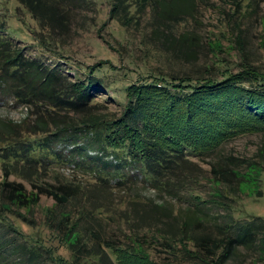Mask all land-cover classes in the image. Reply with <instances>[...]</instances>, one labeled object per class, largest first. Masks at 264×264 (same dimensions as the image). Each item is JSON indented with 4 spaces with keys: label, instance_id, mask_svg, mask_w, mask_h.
<instances>
[{
    "label": "trees",
    "instance_id": "obj_1",
    "mask_svg": "<svg viewBox=\"0 0 264 264\" xmlns=\"http://www.w3.org/2000/svg\"><path fill=\"white\" fill-rule=\"evenodd\" d=\"M16 1L37 22L35 40L42 50L66 58L62 48L71 41L85 1ZM203 3L209 2L111 0L109 19L126 32L125 41L117 42L119 52L139 50L140 67H146L149 53H158L192 71L142 74L126 87L119 111L97 96L103 81L96 71L106 62L87 66L86 77L71 79L61 64L28 55L5 37L6 20L0 15V98L28 110L23 120H6L0 128V258H6L0 262L228 264L241 248L264 251V218H235L232 201L237 193L258 199L264 194L260 183L250 194L241 190L263 180L264 71L247 59L241 45L239 61L199 58L214 49L211 42L199 30L178 27L197 21ZM249 134L263 139L254 155H222L227 142ZM80 140L118 162L82 154ZM63 141L75 144L69 154L57 148ZM193 157L211 159L209 178L218 188L210 197L200 193L203 170ZM71 164L73 170L65 173ZM131 167L171 202L138 199L131 192ZM42 195L53 204L43 208L38 221L32 211ZM181 201L187 207H180ZM12 221L37 234L23 233ZM54 241L65 247L67 257L52 249ZM43 252L50 253L49 260Z\"/></svg>",
    "mask_w": 264,
    "mask_h": 264
},
{
    "label": "rangeland",
    "instance_id": "obj_2",
    "mask_svg": "<svg viewBox=\"0 0 264 264\" xmlns=\"http://www.w3.org/2000/svg\"><path fill=\"white\" fill-rule=\"evenodd\" d=\"M86 8L79 12L78 22L75 31L72 32L71 41L62 48L63 54L67 57H56L42 50L35 40V32L40 28L37 22L20 7L16 0H0V15L6 20L4 36L13 40L19 46L25 49V53L31 56L42 57L51 64H61L64 73L71 79H79L87 76V66L98 62H106L105 65L96 71V75L102 79L98 86L97 96L107 100V104L119 111L126 99V87L137 82L143 75L149 73L162 72L171 74H184L191 71V66L179 62L171 56L159 55L158 53H149L146 60V67L143 64V58L139 56L140 51L131 47L127 51H118L117 42L125 41V28L120 27L115 20L109 19V10L111 0H83ZM208 4L202 5L201 12L196 15V20H189L185 28L178 27L179 30H199L203 40H209L214 49L207 50L199 58L202 61H217L220 58H227L233 61H239L240 53L238 45L244 46L247 50V59L253 62L255 66L264 71V0H208ZM251 2V3H250ZM201 5V4H200ZM237 34V35H236ZM238 34L240 36L238 37ZM73 36V37H72ZM215 53V54H214ZM55 55V54H54ZM143 55V54H142ZM58 56V55H57ZM136 56H139L137 59ZM151 70V71H150ZM27 107L15 103L8 97L0 98V128L3 122L12 120L19 122L27 116ZM263 144L262 135L249 134L239 136L234 140L227 142L220 152L222 155L233 154L237 157H251L255 151ZM79 146L85 147L82 154L87 153L90 156L97 154L110 164L118 162V159L112 155L101 152L96 145L88 146L86 141L80 140ZM75 146L70 142H60L57 148L69 154ZM192 160L202 168L200 193L206 198L210 197L211 190L218 188L209 178L210 158L200 161L196 157ZM131 174L134 176L131 192L138 194V199L151 200L152 203L162 205L170 198L158 195L146 181L143 180L142 172L135 167H131ZM63 170V169H62ZM73 170V165L64 167L65 173ZM69 174V173H68ZM263 180H252L250 184L242 186L241 190L250 194L260 187L264 191V172ZM2 170L0 168V179ZM14 179L15 177L12 176ZM114 182V181H113ZM122 193L115 196H121ZM189 195V194H188ZM187 195L186 200H190ZM113 200H117L115 197ZM233 213L235 218L240 220H252L255 215L264 218V194L260 199L248 195L237 193L232 195ZM53 204V199L47 195L40 196L38 205L32 213L38 221H42L43 208ZM180 207H187L188 203L179 202ZM177 207V208H180ZM26 211H23V214ZM23 233L28 235L37 234V229L31 228L26 224H20L18 221H12ZM40 230V229H39ZM15 236L24 239V236L15 232ZM52 249L57 248V252L63 257H67V251L64 246H60L56 241L50 243ZM59 246V247H57ZM50 250L49 247H46ZM50 259V253L43 252ZM6 259L1 255V259ZM3 264V262H0ZM7 264H11L8 262ZM228 264H264V251L249 252L241 248L234 259Z\"/></svg>",
    "mask_w": 264,
    "mask_h": 264
}]
</instances>
